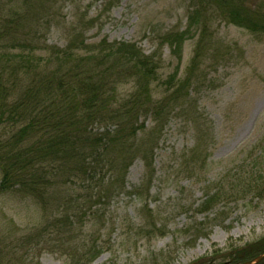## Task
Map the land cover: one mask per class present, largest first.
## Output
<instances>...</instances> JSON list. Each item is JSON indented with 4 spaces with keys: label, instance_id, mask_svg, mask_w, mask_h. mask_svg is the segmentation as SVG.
<instances>
[{
    "label": "rangeland",
    "instance_id": "374dc122",
    "mask_svg": "<svg viewBox=\"0 0 264 264\" xmlns=\"http://www.w3.org/2000/svg\"><path fill=\"white\" fill-rule=\"evenodd\" d=\"M32 1L33 8L27 0H2L0 7L8 19L30 8L34 23L24 27L23 36L38 33L39 62L46 46L66 48L80 33L87 45L130 42L160 56L155 100L164 95L171 74L191 76L188 97L180 101L184 107L171 104L162 123L154 114L140 115L136 142L154 140L152 157H134L113 196H97L94 174L67 182L63 197L74 206L68 214L76 224V243L98 247L93 261L82 264H191L263 240L264 34L255 37L214 17L213 35L200 45L205 57L192 69L199 36L185 42L180 57L163 44L165 34L187 28L189 0ZM133 87L126 83L119 91ZM110 173L103 177H113ZM217 191L218 200L203 210L207 196ZM96 212L101 219L94 218ZM43 221L32 198L12 192L0 197L2 233L25 235ZM24 253L31 254L29 264L72 263L48 246Z\"/></svg>",
    "mask_w": 264,
    "mask_h": 264
},
{
    "label": "trees",
    "instance_id": "16d2710c",
    "mask_svg": "<svg viewBox=\"0 0 264 264\" xmlns=\"http://www.w3.org/2000/svg\"><path fill=\"white\" fill-rule=\"evenodd\" d=\"M27 2L34 7L32 0ZM29 9L8 19L0 7V197L12 192L32 198L43 211L44 221L21 236L0 231V264H29L31 254L24 252L47 246L70 257L71 264L92 262L98 247H81L73 236L76 224L68 212L74 206L63 197L67 182L94 174L97 196H113L134 157L142 153L152 157L154 140L136 142L142 128L140 115L154 114L162 123L171 104L184 107L186 102L180 101L188 97L191 76L180 79L174 72L163 83L164 95L155 100L160 56L146 54L130 42L102 40L87 45L80 33L66 48L46 46L39 62L38 33L28 40L23 36L24 27L34 23ZM214 17L255 37L264 34V0H189L187 28L165 34L163 44L180 57L185 42L192 35L199 36L193 69L205 57L200 45L213 35L209 29ZM130 82L134 90L120 93V87ZM111 171L114 176L105 179L103 175ZM243 177L248 182L249 176ZM219 194L208 195L203 210L212 207ZM53 210L60 213L55 215ZM95 217L101 219L98 212ZM262 254L264 239L191 264H244Z\"/></svg>",
    "mask_w": 264,
    "mask_h": 264
},
{
    "label": "water",
    "instance_id": "95a60500",
    "mask_svg": "<svg viewBox=\"0 0 264 264\" xmlns=\"http://www.w3.org/2000/svg\"><path fill=\"white\" fill-rule=\"evenodd\" d=\"M262 260H264V254L258 256V257L255 258L254 260H252V261H248V262H246V263H244V264H257V263L261 262Z\"/></svg>",
    "mask_w": 264,
    "mask_h": 264
}]
</instances>
